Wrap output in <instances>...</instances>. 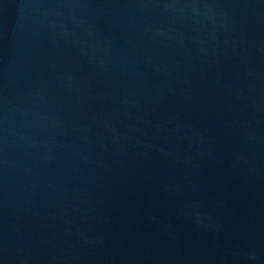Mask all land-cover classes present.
Returning <instances> with one entry per match:
<instances>
[{
  "label": "water",
  "instance_id": "water-1",
  "mask_svg": "<svg viewBox=\"0 0 264 264\" xmlns=\"http://www.w3.org/2000/svg\"><path fill=\"white\" fill-rule=\"evenodd\" d=\"M0 264H264V0H0Z\"/></svg>",
  "mask_w": 264,
  "mask_h": 264
}]
</instances>
